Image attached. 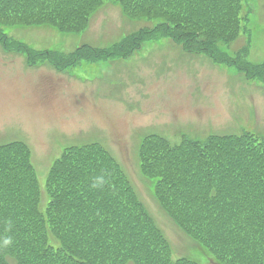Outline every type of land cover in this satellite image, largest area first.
<instances>
[{
    "label": "trees",
    "instance_id": "16d2710c",
    "mask_svg": "<svg viewBox=\"0 0 264 264\" xmlns=\"http://www.w3.org/2000/svg\"><path fill=\"white\" fill-rule=\"evenodd\" d=\"M23 1L37 0H0V44L5 51L25 53L31 66L48 61L63 71L81 61L127 58L145 41L168 37L187 52L206 53L248 78H264V64L246 58L250 37L235 58L217 45L222 40L230 46L240 34L249 35L251 10L236 0H165V6L177 10L171 17L164 15L169 13L165 8H147L158 0H41L30 18L22 15L33 6H20ZM107 3L120 4L126 16L161 21L110 46L82 44L70 52L36 49L4 30L16 20L83 31ZM249 134L244 140L243 135L185 138L177 145L151 135L139 148L142 169L155 179L157 201L186 234L205 236L204 242L215 224L213 236L230 228L231 250L226 245L230 252L223 255L230 264H264V141ZM240 146H248L246 157L239 158ZM29 152L21 141L0 145V264H199L172 258L168 239L103 146L70 147L62 153L48 174L45 206Z\"/></svg>",
    "mask_w": 264,
    "mask_h": 264
},
{
    "label": "rangeland",
    "instance_id": "374dc122",
    "mask_svg": "<svg viewBox=\"0 0 264 264\" xmlns=\"http://www.w3.org/2000/svg\"><path fill=\"white\" fill-rule=\"evenodd\" d=\"M236 1L244 4L245 11L251 10L249 35L240 34L230 46L222 40L217 45L235 58L250 37L246 58L251 64L262 65L264 0ZM164 4L165 0H158L147 8H165L169 13L164 15L176 16L175 6ZM19 5L33 6L22 15L30 18L43 4L37 0ZM18 9L13 5V10ZM159 21L126 16L120 4L107 3L83 31H62L45 22L27 25L16 20L4 30L36 49L70 52L82 44L110 46L126 34L150 29ZM26 60L25 53L5 51L0 44V145L14 141L27 145L43 206L49 200V170L63 151L96 143L107 149L127 174L168 239L173 259L187 257L210 264L214 254L208 248L220 253L224 247L225 255L230 252V228L213 236L218 230L215 224L209 235L205 229L208 239L202 242L205 236L196 239L186 234L162 208L154 193L155 179L142 169L139 148L151 134L176 145L185 138L205 140L210 135L250 139L248 131L264 141V78H248L238 68L213 61L206 53L187 52L168 37L145 41L127 58L81 62L63 71L47 61L31 66ZM239 149V158L246 157L248 146ZM259 225L260 230L261 221Z\"/></svg>",
    "mask_w": 264,
    "mask_h": 264
}]
</instances>
